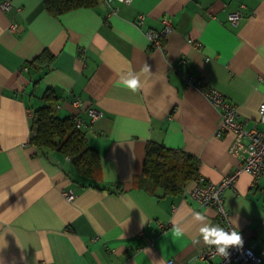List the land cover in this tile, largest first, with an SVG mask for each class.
I'll list each match as a JSON object with an SVG mask.
<instances>
[{"label":"crops","instance_id":"1","mask_svg":"<svg viewBox=\"0 0 264 264\" xmlns=\"http://www.w3.org/2000/svg\"><path fill=\"white\" fill-rule=\"evenodd\" d=\"M0 8V264H217L200 259L199 209L220 223L214 207L185 190L155 194L140 187L145 146L155 141L196 159L197 172L218 182L239 159L234 134L215 135L220 111L185 77L204 80L236 106L245 127L264 130V0H101L57 17L43 0ZM241 17L233 24L232 11ZM139 15H143L138 22ZM172 30L153 46L147 29ZM14 25V28H11ZM226 53L209 61L201 37ZM194 42H199L195 46ZM135 71L142 87L119 84ZM51 93L59 117L77 115L87 144L100 156V178L78 174L69 157L29 142L30 113ZM79 97L83 106L72 103ZM60 105V106H59ZM100 116L92 123L85 107ZM46 152V153H45ZM73 189L67 200L62 191ZM224 204L241 240L264 252V173L240 171ZM184 229L176 236V227ZM195 241V242H194ZM264 263V255H263Z\"/></svg>","mask_w":264,"mask_h":264},{"label":"built area","instance_id":"2","mask_svg":"<svg viewBox=\"0 0 264 264\" xmlns=\"http://www.w3.org/2000/svg\"><path fill=\"white\" fill-rule=\"evenodd\" d=\"M9 7V1L1 3L0 8L6 10ZM241 17L240 11H232L228 15L231 23H237ZM143 15H139L138 22H141ZM162 27L158 30L147 29L144 35L153 46H160L162 39L172 30L171 23L168 17H162ZM14 28V25H11ZM195 46H199V42H194ZM188 84L195 85L202 91L210 100V102L219 108L220 116L215 129V135L220 136L225 130H230L234 134L233 144L229 151L239 159L238 167L231 173L224 175L218 182L207 181L199 172H196L193 177V186L189 190H185L186 194L201 205L214 207L218 214V219L222 226L234 228L235 226L230 220V215L224 204V193L228 188H233L235 180L240 171L248 172L253 180L264 173V130H259L252 126L245 127V121L240 118V114L236 106L226 100L224 95L216 89L209 86L204 80L195 76L189 75L185 77ZM72 103L77 106H83V102L79 97H75ZM264 105L262 101L258 106V120L264 123ZM60 106V105H59ZM89 115V122L92 123L100 116V111L92 106L85 107ZM32 116V112L30 113ZM74 120L77 128L86 126L87 123L77 115H70ZM62 195L67 200H72L75 196L73 189L62 191ZM215 245L203 247L198 252L200 259H210L218 256L217 264H264V252L254 251L251 246L242 241L238 245H229L227 255H221L215 250ZM168 264H184L174 259H168Z\"/></svg>","mask_w":264,"mask_h":264},{"label":"trees","instance_id":"3","mask_svg":"<svg viewBox=\"0 0 264 264\" xmlns=\"http://www.w3.org/2000/svg\"><path fill=\"white\" fill-rule=\"evenodd\" d=\"M101 0H43L45 10L54 17L80 7H94ZM47 104L32 110L29 142L39 149L56 151L67 155L74 170L89 179L100 178V156L90 147L83 131L77 128L70 116L59 117L54 98L45 95ZM46 153V152H45ZM197 172L193 155L155 141L145 146L142 171L138 185L155 194L160 189L164 194H178Z\"/></svg>","mask_w":264,"mask_h":264},{"label":"clouds","instance_id":"4","mask_svg":"<svg viewBox=\"0 0 264 264\" xmlns=\"http://www.w3.org/2000/svg\"><path fill=\"white\" fill-rule=\"evenodd\" d=\"M205 47L203 53L207 59L211 61L214 57H217V49H221L219 59H224L226 56L225 51L219 41L215 40L208 31L201 37ZM119 84L133 92L137 91L142 87V82L139 75L133 71L128 70L121 74L119 78ZM261 109H264V105H261ZM192 216L196 221H199L198 232L202 237L203 241L210 245H215V250L222 256L227 255V249L229 245H238L241 243L240 233L234 228H225L219 223H214L209 219L205 212L199 209H191ZM184 229L176 227L174 233L176 236H180ZM195 242V241H194Z\"/></svg>","mask_w":264,"mask_h":264}]
</instances>
